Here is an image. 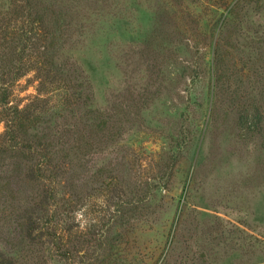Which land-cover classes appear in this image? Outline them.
Segmentation results:
<instances>
[{"label":"rangeland","instance_id":"rangeland-1","mask_svg":"<svg viewBox=\"0 0 264 264\" xmlns=\"http://www.w3.org/2000/svg\"><path fill=\"white\" fill-rule=\"evenodd\" d=\"M26 1L0 0L7 59L22 48L8 33L30 29ZM37 14L10 106L45 133H110L32 231L26 155H9L0 175L22 180L0 201V256L264 264V0H40Z\"/></svg>","mask_w":264,"mask_h":264},{"label":"trees","instance_id":"trees-1","mask_svg":"<svg viewBox=\"0 0 264 264\" xmlns=\"http://www.w3.org/2000/svg\"><path fill=\"white\" fill-rule=\"evenodd\" d=\"M39 3L40 0H27L26 5L17 10L19 18L21 13L22 15L24 12L29 13V18L32 19L30 29L20 28L11 34L7 32L9 35H13L12 41L16 45L22 46L18 54L15 53L16 60L14 57L7 59L8 54L0 52V123L4 122L7 127L5 134L7 140L0 143V173L7 167L9 155L18 151L21 152L18 153L26 155L22 164H24V175L28 181L26 184H29L28 191L31 193V196L26 199L31 206L26 211V219L28 225L30 224L28 231L34 230L35 227L39 229L42 221L46 219L49 209L57 206L56 184L66 175L72 177L76 173V162L85 161L94 147L100 145L110 133L108 126H85L77 127L75 130H52L53 134L45 133L43 130L40 131L37 125H26L32 119V114L27 110L10 106L11 88L28 71V68L22 65L25 55L30 49H37V45L41 41L36 38L39 25L44 23L43 18L37 14ZM19 18H16L14 23L18 22ZM7 29H9L8 26ZM0 36V40H7L5 35ZM3 46L5 44H1L0 51ZM82 168L84 167L81 165L78 169ZM15 178L12 180L11 177L0 175V201L7 196H10L9 198L12 200L16 199L15 193L17 192L14 187H17V182L22 178L20 176ZM69 186V191H72L73 184L71 183ZM53 219H49L46 223L52 222ZM0 264H13V262L0 256Z\"/></svg>","mask_w":264,"mask_h":264}]
</instances>
